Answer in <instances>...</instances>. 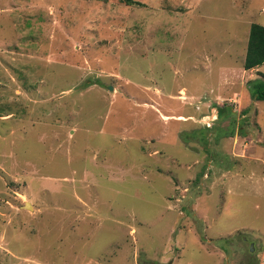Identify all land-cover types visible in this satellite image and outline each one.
I'll return each instance as SVG.
<instances>
[{
  "label": "rangeland",
  "instance_id": "rangeland-1",
  "mask_svg": "<svg viewBox=\"0 0 264 264\" xmlns=\"http://www.w3.org/2000/svg\"><path fill=\"white\" fill-rule=\"evenodd\" d=\"M134 2L0 0V264L264 256V0Z\"/></svg>",
  "mask_w": 264,
  "mask_h": 264
},
{
  "label": "trees",
  "instance_id": "trees-1",
  "mask_svg": "<svg viewBox=\"0 0 264 264\" xmlns=\"http://www.w3.org/2000/svg\"><path fill=\"white\" fill-rule=\"evenodd\" d=\"M105 1V0H102ZM127 5L135 4L134 0H122ZM264 64V25L253 23L250 29L248 48L245 60V70L250 71L260 68ZM252 98L264 102V74L260 79L248 83ZM242 135L246 131L241 132ZM250 264H257L255 262Z\"/></svg>",
  "mask_w": 264,
  "mask_h": 264
},
{
  "label": "built area",
  "instance_id": "built-area-1",
  "mask_svg": "<svg viewBox=\"0 0 264 264\" xmlns=\"http://www.w3.org/2000/svg\"><path fill=\"white\" fill-rule=\"evenodd\" d=\"M258 264H264V256L263 257H261V259H260V261H259V263Z\"/></svg>",
  "mask_w": 264,
  "mask_h": 264
},
{
  "label": "water",
  "instance_id": "water-1",
  "mask_svg": "<svg viewBox=\"0 0 264 264\" xmlns=\"http://www.w3.org/2000/svg\"><path fill=\"white\" fill-rule=\"evenodd\" d=\"M30 206V204L29 203H27L26 204V207L28 208ZM253 248H254V246L252 247V250H253Z\"/></svg>",
  "mask_w": 264,
  "mask_h": 264
}]
</instances>
